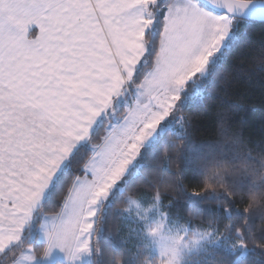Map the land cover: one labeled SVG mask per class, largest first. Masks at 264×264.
I'll return each mask as SVG.
<instances>
[{"label":"trees","instance_id":"1","mask_svg":"<svg viewBox=\"0 0 264 264\" xmlns=\"http://www.w3.org/2000/svg\"><path fill=\"white\" fill-rule=\"evenodd\" d=\"M173 1L161 0L148 9L154 25L143 35L147 51L135 85L154 65L163 30L161 10ZM235 20L233 37L209 65L199 94L185 96L182 129L165 128L143 148L137 172L130 171L122 190L112 193L102 207L94 254L87 264H147L148 256L126 241L124 210L128 199L152 196H159L171 220L189 231L212 230L220 238L219 246L190 257L186 264H264V22ZM102 128L93 130L87 143L71 154L39 217L60 212L72 183L100 144ZM236 243L244 245L245 252L231 250ZM30 244L40 260L44 245ZM23 248L14 244L5 250L0 264H12Z\"/></svg>","mask_w":264,"mask_h":264},{"label":"snow or ice","instance_id":"2","mask_svg":"<svg viewBox=\"0 0 264 264\" xmlns=\"http://www.w3.org/2000/svg\"><path fill=\"white\" fill-rule=\"evenodd\" d=\"M133 0H0V149L5 162L20 148L41 147L81 96L96 90L115 64H132ZM247 0H195L175 10L165 42L187 66L175 83L201 72L227 38ZM147 11L141 7L140 15ZM149 24L151 21L148 22ZM146 31V28L144 29ZM178 98V97H174ZM79 139V137H78Z\"/></svg>","mask_w":264,"mask_h":264},{"label":"rangeland","instance_id":"3","mask_svg":"<svg viewBox=\"0 0 264 264\" xmlns=\"http://www.w3.org/2000/svg\"><path fill=\"white\" fill-rule=\"evenodd\" d=\"M180 7L182 5H174L168 10V38L172 30L170 18ZM236 24V20L233 19L227 38L210 57L205 68L182 85L176 84L175 80L181 73H186L187 66L179 63L169 50L168 75H172L173 79H168V86H164L165 92L157 94L158 91L151 80L144 82L147 72L140 83L135 85V76L140 66L132 78L125 74L124 89L112 99L109 112L104 113L105 123L101 125L104 128L101 142L93 148L81 173L75 178L84 181L86 179V185L79 183L72 190L74 182L72 183L57 215L40 217L38 215L39 208L51 187H46V183L37 187L41 183L38 182L37 185L35 183L39 178L38 174H24L17 163L19 158H8L5 162L3 155L0 154V227L16 235L17 241L14 244H24L20 253L22 258L16 264H33V259L30 260L31 253L38 261L37 264L42 262L49 264L51 260L63 261L65 264H87L91 261L94 254L92 244L95 240L97 217L102 207L112 193L122 190L124 177L132 170L137 172V162L143 148L151 145L165 128L177 126L182 129L180 110L185 96L199 94L201 79L207 76L209 65L228 47ZM141 62L145 63L144 58ZM75 107L78 108L79 103ZM122 108L123 114L116 115L115 112ZM109 115L111 119L106 121ZM103 119L98 121L94 130L98 129L97 126ZM49 135L51 139L55 137L54 139L58 141L57 137L63 136V133L60 127L56 126L55 132ZM87 141L81 145H85ZM46 144L54 145L51 140ZM101 149L102 160L90 167L87 176L84 169L94 153ZM23 178L29 181L24 187L21 186L24 183H20ZM42 181L44 182V179ZM27 186L29 189L26 190ZM70 192L74 193L71 198ZM124 213V224H128L126 241L133 243L135 252L142 251L148 256L147 264H186L190 257L220 245V238L214 231L200 227L189 231L186 225L171 220L164 212L159 196L130 198ZM59 216L61 222H55L54 219ZM63 232L68 235L63 245L67 250L64 255L58 251L61 241L59 234ZM32 242L42 243L45 247L40 260L33 254L30 244ZM231 248L235 252H245V246L240 243L234 246L232 244ZM57 255H62L63 258L55 257Z\"/></svg>","mask_w":264,"mask_h":264},{"label":"crops","instance_id":"4","mask_svg":"<svg viewBox=\"0 0 264 264\" xmlns=\"http://www.w3.org/2000/svg\"><path fill=\"white\" fill-rule=\"evenodd\" d=\"M157 2H159V0H133L132 9H125V15L123 17L124 23L131 24L133 29L140 30L139 34L137 31L131 32V42L133 44L142 43L144 45L143 35L154 25V16L148 11V9L151 6L156 5ZM194 3L195 2L192 0H174L169 6L162 9L163 30L160 36L158 52L154 65L150 70L147 71L144 80V82H150L151 80L154 83L155 89L158 91L157 94L160 92H165L166 88L164 86H168V79H173L172 75H168V49H166L164 46L165 42L168 40V10L174 5L184 6ZM145 6L147 11L143 14V16H141L140 9L141 7ZM149 21H151L150 24L148 23ZM145 28L146 31H144ZM126 52L130 59L134 58V62L132 64H126L125 62L120 61L117 57L118 62L115 64L116 78H113L112 76L105 77L95 91L86 93L80 97L78 101L79 107H75L72 110L75 115L65 116L62 122L57 125V127H60V130H62L63 136L57 137L58 141L54 139L55 137L50 139L54 145L46 144L49 143L50 140H48L39 148L25 146L22 147L17 153L9 154L8 158L20 159L17 163H19L20 171H22L24 174L39 175V178L35 183L36 185L38 182L41 183L37 187H40L45 183L48 184H45L46 187H51L58 174L64 169L68 158L79 145L87 141L98 121L103 119L104 113L108 111L112 105H110L112 99L118 95L120 90L124 89L125 74L132 78L146 54L145 51H141L140 49H136L134 47H129ZM140 86H142V83ZM151 102H153V100ZM101 160L102 149L97 153H94L93 158L84 169V172L87 176L90 173V167L96 165L95 162H100ZM43 179L44 182L42 181ZM20 183H24V185H21L24 187L29 183V181H27L26 178H23V181H20ZM79 183H85L86 185V179L85 181L82 179H76L73 184L74 187L72 186V190L75 189ZM23 187L19 188L23 189ZM27 189H29V186L26 187V190ZM73 194L74 193L71 194L70 192V198L73 196ZM59 219L60 216L55 218L54 221H58L60 223L61 221H59ZM66 232L68 233V231ZM67 233L63 232L59 234L61 241H59L60 249L58 251L61 252L62 255H64V253L67 251L63 246L66 243V237L68 236ZM16 241V235L13 234L12 231L8 232L6 229L0 227V254L12 246ZM62 255H57L55 257L61 259L63 258ZM20 256L21 254L12 264H16V262L22 258ZM31 259H33V264H37L36 262L38 261L33 257L32 253L30 260ZM53 261L54 260H51L49 264H53L55 262ZM43 263L44 262L41 264Z\"/></svg>","mask_w":264,"mask_h":264},{"label":"water","instance_id":"5","mask_svg":"<svg viewBox=\"0 0 264 264\" xmlns=\"http://www.w3.org/2000/svg\"><path fill=\"white\" fill-rule=\"evenodd\" d=\"M234 19L264 22V1L247 0V7L242 11L237 12ZM102 124L103 121L99 123L97 128Z\"/></svg>","mask_w":264,"mask_h":264}]
</instances>
